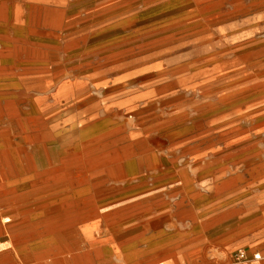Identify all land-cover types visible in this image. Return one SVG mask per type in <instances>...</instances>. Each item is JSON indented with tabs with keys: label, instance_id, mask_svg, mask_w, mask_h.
Masks as SVG:
<instances>
[{
	"label": "rangeland",
	"instance_id": "1",
	"mask_svg": "<svg viewBox=\"0 0 264 264\" xmlns=\"http://www.w3.org/2000/svg\"><path fill=\"white\" fill-rule=\"evenodd\" d=\"M220 174L264 175V0H0V264H117Z\"/></svg>",
	"mask_w": 264,
	"mask_h": 264
},
{
	"label": "crops",
	"instance_id": "2",
	"mask_svg": "<svg viewBox=\"0 0 264 264\" xmlns=\"http://www.w3.org/2000/svg\"><path fill=\"white\" fill-rule=\"evenodd\" d=\"M215 178L220 181L218 187L223 191L224 203L227 204L215 213L212 212V207L207 208L206 215L202 216L203 221L198 220L194 223L187 221L177 226H166L163 229L162 222L157 220L152 223L155 224L156 233L146 232L143 236L141 235L140 240H143V244L139 253L129 250L126 254H122L123 258L119 256L117 264H197V260L204 263L212 262L211 254L206 253L205 250L200 251L197 259L193 258L186 249L185 245L189 240L196 237L201 239L199 242L203 245L201 249H204L210 242H217L221 247L220 256L223 258L231 255L234 260L235 253L242 249L249 257V262L245 264H264V175L253 177L251 181L245 180L246 177L238 174L235 176L220 174ZM191 188H193L192 192L197 194L196 197L204 195L194 185ZM166 189L158 190V193ZM170 190L181 193L185 191L180 184L172 185ZM156 198L159 199L160 194H157ZM156 203L165 204L162 200H157ZM182 204L187 212L191 211V201H183ZM211 221H214L216 226L210 227L209 222ZM15 228L19 227L15 226ZM212 231H217L213 237L211 236ZM11 234L13 237L17 235L16 232ZM18 235L23 234L19 232ZM210 238L213 239L210 240ZM124 244L123 241L119 242V245L115 243L121 249ZM254 255H259L260 258L254 259ZM21 256L18 257V263H21V258H23L28 260L27 264H38L36 258L29 253H23Z\"/></svg>",
	"mask_w": 264,
	"mask_h": 264
},
{
	"label": "built area",
	"instance_id": "3",
	"mask_svg": "<svg viewBox=\"0 0 264 264\" xmlns=\"http://www.w3.org/2000/svg\"><path fill=\"white\" fill-rule=\"evenodd\" d=\"M253 257L254 259L260 258L259 255H254ZM247 262H249V257L247 253L242 249L238 250L234 255V263L235 264H245Z\"/></svg>",
	"mask_w": 264,
	"mask_h": 264
}]
</instances>
